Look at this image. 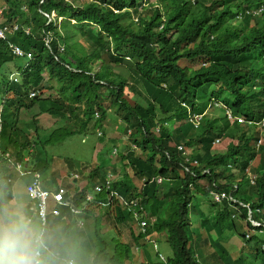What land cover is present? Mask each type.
<instances>
[{
	"label": "trees",
	"instance_id": "trees-1",
	"mask_svg": "<svg viewBox=\"0 0 264 264\" xmlns=\"http://www.w3.org/2000/svg\"><path fill=\"white\" fill-rule=\"evenodd\" d=\"M5 2L8 7L1 23H8L10 29L0 39V69L15 59L11 42L29 57L16 81L8 76L0 79V214L7 217L1 209L11 196L9 157L39 174L45 170L36 147L37 115L76 119L78 125H71L69 131L59 128L50 133L46 142H51L85 127L79 113L87 120L94 112L101 118L112 110L130 129V145L117 153L118 163L110 167L116 178L111 184L116 194L112 199L120 198L121 208L113 205L115 222L107 231L112 237L104 249L112 257L103 262L128 261L130 243L121 242L120 234L129 223L132 230L135 221L125 207L137 213L141 207L147 223L133 239L143 240L142 254L147 252L149 234L163 233L170 248L168 264H255L250 260L256 258L233 257L223 242L234 236L264 246V238H259L264 227L251 226L242 205H249L253 219L264 221V143L257 144L259 134L253 125L230 123L215 115L214 105L209 108L217 99L246 119L262 118L264 9L256 11L264 0ZM51 11L54 15L48 20L46 14ZM15 22L19 26L12 30ZM111 64L124 65L126 75L114 73ZM189 113L201 115L197 126L188 120ZM20 124L27 128L32 124L34 137ZM217 139L229 140L222 152L213 149ZM183 164L191 173L181 172ZM108 170L102 161L88 177L97 178L99 184ZM157 176L162 178L161 185L153 179ZM133 177L146 181L137 187ZM4 189L9 194H2ZM220 192L225 195L214 201L212 195ZM105 194L104 189L93 193L95 199ZM23 211L19 230L5 224L15 240L10 247L21 245L22 229L27 228L31 238L36 229L43 230L45 253L71 254L69 246L62 244L76 231L68 206L61 208L59 216L48 214L42 225L27 203ZM245 228L253 231L248 237ZM205 246L210 249L206 257ZM259 260L257 264H264V256ZM75 262L80 264V258L75 257ZM46 264H63V258L49 257Z\"/></svg>",
	"mask_w": 264,
	"mask_h": 264
},
{
	"label": "clouds",
	"instance_id": "clouds-1",
	"mask_svg": "<svg viewBox=\"0 0 264 264\" xmlns=\"http://www.w3.org/2000/svg\"><path fill=\"white\" fill-rule=\"evenodd\" d=\"M5 9H7V5H6L5 8L3 7V8L0 9V17L3 16L2 14H3V11ZM262 9H264V5H261L257 9L256 12H260ZM53 15H54V12H53L52 16ZM46 16H47L48 20H50V16L48 14H46ZM52 16H51V18H52ZM1 22L2 21L0 19V25L1 26H7V31L5 32L4 38H0V39H5L6 34L9 31L10 27L8 26V23H3L2 24ZM15 24L17 25V28H18L19 24L17 22H15L12 25V30H16L17 29V28L13 29V26ZM25 30L29 31V28L28 27H24V32H25ZM25 33H28V32H25ZM11 45H16V46L19 47L18 44L14 43V42H11L10 45H9L10 51H11ZM59 46H60L59 49L62 51L63 50L62 44L59 43ZM22 51L24 53L23 56H18V55H15L13 53L12 54L15 56V58L22 57V58L26 59L27 57H29V55L24 50H22ZM117 65H121V64H117ZM126 71H127V69L125 67L124 70H122L120 72H115V71H113V72L114 73H121L123 76H125L126 75ZM16 75H17V72L9 74L8 77L10 79H13V80L16 81V79H17ZM124 92L130 93L129 90H127V88H125ZM34 95H35V92H30V96H34ZM213 100L214 101H211L212 103H210L211 107L209 108V110H211L212 105H214L218 109V110H215V115L219 114V116L224 117V119H227L230 123L237 122V123L242 124V125H245V124L246 125H253V130L256 131L259 134V139L257 140L258 141L257 144H261L262 143V141L260 139V134L264 133L262 131V127H263V124H264V114H263L262 118L259 121L246 119L245 117H243L242 114L233 113V111L231 110V108L228 105L222 103L221 101H219L217 99H213ZM263 101H264V98H263ZM182 105H184V104H182ZM186 108H187V112H188L189 108L188 107H186ZM212 111H214V110H212ZM34 112H35V109L33 110V113ZM44 115H49L51 117L59 118V120H63V121H64V119H62L61 117H58V116H52V115H50L48 113H41V114H39V115H37L35 117V120H36L35 122H36V126H37V129H35V130H37V132H38V144L36 145V147H37V150L41 152V153H38V155H40V158L45 161V162H41V165L45 167V170L41 171V174H42V172H43L42 175H44L46 173H49V175L51 176V174H50V172H48V170L50 169V170L54 171V168H52L51 165H50L52 157L50 156L51 157L50 161H48L47 158L45 157V151H46V147L52 145L53 143H59V142H56V141L46 142V140H47V138H48L50 133L55 132L59 128H65L66 131H69L71 125L68 126V129L65 126H63V125H59L57 127H53L49 131H47V129H41L38 126V123H40L42 121V117ZM106 115H107V113H106ZM105 116L100 118V117H98V112H94L93 117L86 120V118L82 115V113H79V117L86 121L85 127L81 128L79 130V132H82L81 142H84L83 136H85L84 135L86 133L85 129L88 126L89 120H93L94 118H96V120L94 122V126L98 125V126L101 127L102 126L101 122L105 118ZM200 116L201 115H199V114L189 113L188 120L193 124V126H197L198 125V121L200 119ZM74 119H72L71 121L76 123V121ZM122 123H123V126H124L123 132L126 134L127 139H128V135L130 133V129H128V128L126 129L125 128V126H126L125 123L123 121H122ZM30 128H33V125L32 126L30 125L27 128V131ZM257 128L259 130H257ZM126 132H128V133H126ZM69 136L70 135L67 134L66 138L69 137ZM96 136H101V131L100 130H96ZM39 138L42 141L41 144H39L40 143L39 142ZM63 140H65V139L60 140V142L63 141ZM217 142H219L218 139L215 140V142L213 143L214 151L216 150L215 147H214V144L217 143ZM228 142H229V140H228ZM99 144H101V143L99 142ZM126 144H128V145L123 147V150H125L130 145L129 139H128V143H126ZM225 148H226V146H225ZM225 148L223 150L217 151V152H222V151L225 150ZM113 149H114V152L112 151ZM113 149L110 152L107 151V150L99 149V150H97V152L100 151L99 152L100 155L102 154L101 151H106V152H108V154H111V155H115V150H116V154L118 152H121V150H118L115 147ZM95 150L96 149H93V151H95ZM97 152H96V154L93 155V157L92 156L90 157L91 160L94 159L95 157L99 156V153H97ZM187 153L188 152L185 151V154H187ZM108 158H111V156H107V158H106L107 162L106 161L105 162L103 161V162H104V165L107 166V168H109V170L107 171V173H106V175L104 177V180L101 181V183L98 184L97 178L90 179L88 177L89 171L91 169H93L94 167H96V164L99 165V160H96V162H95V164L93 166L92 165L88 166L87 173H84L83 170H82V169H85L86 166L84 168L82 167V169H81L82 171H75V170L72 169L71 162L69 163V161H66L64 166L61 169H59V171H57V172L54 171V175H57V174L59 175L60 174L61 177L62 176L65 177L64 174L66 172L67 173L69 172V177H68V175H66L67 178L69 179V182L65 186L60 182V184L54 186L53 188H47V187L43 186L42 180H41L42 177H41V174H39V172L31 171L28 168H26V163H23L21 161H14L12 159L13 160V167L10 168V179H9L10 182H11V188L15 184H17V185L20 184L17 181V178L19 176H25V175L26 176L27 175L30 176L29 180L28 181L25 180V182L23 184V191H24V194L26 195V197H27L26 199L28 201L27 209L31 212V214L32 215L36 214L40 218L37 209H35V201L32 200L31 198H29L27 190H26L27 185L33 180V178L36 177L38 179V181H39V184H40L41 188H43V189L48 191L47 213L45 215V218L47 217L48 214H51L53 216H59L60 215L59 207L68 206L69 209H70V212L74 216V218H73L74 220H73L72 226H73V228H75V230H76L75 232L80 234V235L77 236V239H79L81 241V243L80 244H78L76 242L74 243V245H73V249L74 250H73V252H71V254L68 257H62L61 254H57L56 252H54V253L46 252L45 253V250H44L45 249V244L43 243V242H45L44 241V237H43V230H40L38 232H35L34 230H32L34 236L31 238V236H32L31 233L24 234L25 239L22 237L23 241H22L21 245L17 246L16 248L10 247L11 245H15V240L13 238L9 239V241L7 243V246H6V249H9V253L6 256L1 254V249L4 248V247H0V255L3 256L4 261L6 262V263H4L1 260V258H0V263L2 262L3 264H46L47 259L49 257H53L56 260H59V259L63 258V264H76L75 257L80 258V261H82V259L84 258V256H82V255H84L82 253V250H83V248L85 246H91L93 252H95L97 254H100L102 259H109L110 256L107 255L104 252V249H103V247L101 245V240H100L102 236L107 235V232L106 231L103 232V233L100 232L98 225L100 224V219H101L100 215H102L103 212H106V213L110 212L113 215L112 219L115 220V215L113 213V205L116 204V205L119 206L120 198H118L116 200L112 199V197L115 196L116 194H115V191L111 188V184L116 178L113 177L111 169L107 165L110 162ZM26 159H27V157L24 158V160H26ZM63 159L67 160V158H64V157H63ZM256 159L258 160V157H256L250 164V169L247 171V175L248 176H250L251 169L255 165V160ZM9 160H11L10 157H9ZM13 170L16 171V175L13 174ZM181 172L182 173H191L190 170H189V166L186 165V164L182 165ZM11 177H12V180H11ZM134 178L136 179V183H134ZM153 179H154V181L157 184L162 181V178L159 177V176H157V177H155ZM132 181L137 187H140L146 181V179L144 177H142L141 179H137L136 177H133ZM78 183L80 184V188H78L76 186ZM101 189H104V191L106 192L105 196L102 199H95L93 193L94 192H98ZM54 195H58L60 197L61 203H58L54 199ZM224 195H225V192L224 193L223 192L214 193L212 195L213 196V200L214 201H218ZM74 197L77 198V201H80L78 206H70V203L73 202L72 200H73ZM89 204H91V207L89 209H87L88 212L85 215H82V212L86 210L85 207L87 205H89ZM242 205H244L245 208L247 209L246 220L250 223V225L254 226V227H257V226L264 227V221H258V220H255V219L252 218V212H251V209L249 208V205L245 204V203H243ZM125 208L130 210V212L132 214V218L135 221L133 226L138 228V231L139 230H144V227L146 226L147 221L144 219V217H145L144 213L141 212L142 208L138 207V210H139L138 213L135 212L134 209H130L129 207H125ZM52 209H56L57 210V214H53L51 212ZM93 209L97 210L94 220L91 223H86V224L83 223V221H85L88 217L92 216V210ZM151 220H153V218H151ZM44 221H45V219H44ZM44 221H42L41 218H40L41 225L44 224ZM141 222H143V224H141ZM84 226H85V229H84ZM86 227L88 228V233H84L85 230H86ZM80 229H82V230H80ZM249 230L251 232H253L251 229H249ZM250 235L246 232L245 236L248 237ZM109 236L112 237L111 235H109ZM26 237H28L27 240H26ZM233 237L234 236H231L228 240L223 242L224 246L229 249V252H230V254L233 257H236L237 255L240 254L243 257H247L249 259L256 258V259L250 260V261H252L255 264L260 262L259 258L264 256V254H263L264 246L263 245L260 246V244H263V243L254 244L253 241H246V240L239 239V243L240 244L235 249H233L231 247L233 243L229 242L230 239L233 238ZM259 238L262 239V238H264V236H260ZM195 241L198 242V239L196 237H195ZM97 243H100V245H97ZM147 243L154 244V246H153L154 249L153 250L156 253V260L155 261L150 260L151 257L146 252V253H143L144 262H139L137 264H151V263L152 264H168L167 256H165L161 251L158 250V245L155 244V242H152V241H148ZM247 243H249V246H246ZM11 250L15 251V255L12 254ZM209 250L203 251V254H204L205 257L207 256ZM246 250L249 251V254H247L245 252ZM108 254H109V252H108Z\"/></svg>",
	"mask_w": 264,
	"mask_h": 264
},
{
	"label": "rangeland",
	"instance_id": "rangeland-1",
	"mask_svg": "<svg viewBox=\"0 0 264 264\" xmlns=\"http://www.w3.org/2000/svg\"><path fill=\"white\" fill-rule=\"evenodd\" d=\"M152 1L154 0H150V2ZM5 4H6L5 0H0V9L3 7L5 8L7 5ZM52 14H53V11H51V14H49L50 18ZM2 18L3 16L0 17L1 20ZM58 43L61 44L60 41ZM25 62H26L25 58L18 57V58H15L13 62L10 63V65L6 64L5 66H3L0 69V79L5 80L9 74L20 72L21 69L24 67ZM110 66L112 70L115 72H120L124 70L125 68V66L122 64L121 65L111 64ZM2 96H3V93L0 94V102L2 100ZM132 99L133 97L131 96L130 98H128L130 102L132 101ZM104 103H107V101H104ZM30 111H33V110H30ZM29 120L30 119H28V121ZM95 120L96 118H94L93 120H89L88 122V126L85 129V132H86L84 134L85 136H83L85 143L81 142L82 132L77 131L76 133L71 134L65 140L61 142L60 140H57L56 142H59V143H53L52 145L46 147L45 157L47 158L48 161H50V158L52 157L50 165L52 168H54V171L56 172L59 171V169H61L64 166L66 161H69V163L71 162V166L73 170L75 171L83 170L84 173H87L88 166L89 165L93 166L96 160H99V164L101 165V162L102 161L105 162V159L107 158V156H111V158H108L110 161L107 164L108 167H111L113 162L118 163V154H116V150H115V155L108 154V152L106 151H101L102 154L100 155L99 153L100 151L97 152V150L101 149V150H107L110 152L115 147L118 150H121V152L124 151L123 147L128 145L126 144L128 143V139H127L126 134L123 132L124 126H123L122 121L117 118L116 114H112V110H108L107 115L101 122V125H102L101 127L98 125L94 126ZM30 125L32 126V124ZM59 125H63L68 129V126L70 125L77 126L78 124L73 123L71 120H64V121L59 120V118L51 117L49 115H44L42 117V121L38 123V126L41 129H47V131ZM20 126L24 127V130L28 132V135H30V137H34L33 128H30L27 131L28 125L25 126V125L20 124ZM96 130L101 131V136H96ZM257 130L259 129L257 128ZM260 139L262 143H264V133L260 134ZM98 141L101 144H99ZM227 143H228L227 139L220 140L219 142L215 143L214 144V147L216 149L215 152L223 150ZM93 149H96V150L93 151ZM112 151L114 152V149ZM96 152L99 153V156L91 160L90 157L91 156L93 157V155L96 154ZM63 157L67 158V160H64ZM256 162H257V159L255 160V163ZM8 163H9L10 168H12L13 167L12 158L11 160L8 161ZM85 166L86 168L82 169V167L84 168ZM13 174L16 175L15 170H13ZM27 177L28 176L26 175L19 176L17 178L18 183L23 184ZM11 180H12V177H11ZM60 182L65 186L69 182V179L67 178V176H65L61 178ZM134 183H136L135 178H134ZM158 184L161 185V182H159ZM20 190L23 193L22 186H20ZM2 194H9V193L5 192V189H4ZM19 197L21 196H18L15 190V187H12L11 196L9 199H7V201L6 199L4 200L5 202L3 204V208L1 209V213L2 214L5 213V215L7 216L5 217L4 215L0 214V241L2 243V247H4L1 249V254H3L4 256H6L9 253V249H6V246H7L9 239L12 238L9 235V232L7 231V227L5 224L12 225L13 223H18L17 220L19 219L21 221L24 220L23 219L24 218L23 209L26 204L23 203ZM96 212L97 210L93 209L92 216L88 217L85 221H83V223L85 224L91 223L95 218ZM112 216L113 215L110 212L109 213L103 212L102 215H100L101 219H100V224L98 225L100 232L103 233L105 231L106 232L111 231L110 229L113 226V223L115 222V220L112 219ZM200 216H201L200 214H196V218L198 217L200 218ZM130 224L131 223L122 227L121 234H120V241L121 242L123 241V243L124 242L130 243L131 255L128 257L129 261H125V263L126 264H137L139 262H144V257H143L142 250H141L143 240L136 241L133 239L136 233L138 232V228L134 227L132 224V230H130ZM84 229H85V226H84ZM244 230L249 235L253 233L247 228H245ZM27 238L28 237H26V240ZM109 239H110V236L108 234L101 237L100 240H101V245L103 249H105L106 243L109 241ZM148 239H149L148 241L155 242V244L158 245V250L161 251L165 256L170 255V248L166 241L165 234L152 233L149 235ZM229 242L233 243L231 246L233 249H235L240 244L239 239L236 237L231 238ZM97 245H100V243H97ZM153 246L154 244L146 243L145 250L147 251V254L151 257L150 260L155 261L156 253L153 250L154 249ZM246 246H249V243H247ZM204 250L207 251V246L204 247ZM245 252L249 254V251L246 250ZM82 253L84 254L82 255L84 256V258L82 259L81 264H107L103 262V259L100 256V254L93 252L91 246H85L82 250ZM109 254H111V251H109ZM101 259H102V262L100 263ZM122 261L124 262V260Z\"/></svg>",
	"mask_w": 264,
	"mask_h": 264
},
{
	"label": "built area",
	"instance_id": "built-area-1",
	"mask_svg": "<svg viewBox=\"0 0 264 264\" xmlns=\"http://www.w3.org/2000/svg\"><path fill=\"white\" fill-rule=\"evenodd\" d=\"M17 25L13 26V29H16ZM7 31V26L0 25V38H4L5 32ZM25 32H28L25 30ZM11 51L13 54L18 56H23V51L16 45H11ZM27 193L29 198L35 201V209H37L38 214L42 221L45 219V215L47 213V198H48V191L41 188L38 179L35 177L33 180L27 185L26 187ZM54 199L61 203L60 197L58 195H54ZM51 212L53 214H57L56 209H52ZM143 224V222H141Z\"/></svg>",
	"mask_w": 264,
	"mask_h": 264
},
{
	"label": "crops",
	"instance_id": "crops-1",
	"mask_svg": "<svg viewBox=\"0 0 264 264\" xmlns=\"http://www.w3.org/2000/svg\"><path fill=\"white\" fill-rule=\"evenodd\" d=\"M48 172H50V174H51V176L49 175V173H46V174H44V175H41V177H42V184H43V186L44 187H47V188H53L54 186H56V185H58V184H60V179L63 177H61L60 176V174L58 175H54V171H52V170H48ZM66 175H68V177H69V172L67 173H65L64 174V176H66ZM28 176V175H27ZM29 178H30V176H28L27 178H26V181H28L29 180ZM24 184V183H23ZM23 184H19V185H17V184H15L13 187H15V190H16V193L18 194V196H21V197H19L20 198V200L23 202V203H28V201H27V197H26V195L24 194V191H23V193H22V191L20 190V186H22V188H23ZM78 188H80V184L78 183L77 185H76ZM73 202H77V198L76 197H74L73 198V200H72ZM61 208L62 207H59V209L61 210ZM70 216V215H69ZM21 220L19 219V220H17V222L19 223ZM18 223H13L12 225H13V228L14 229H17V230H19V227L17 226L18 225ZM33 224V227H34V229H35V222H33L32 223ZM32 226V225H31ZM35 231H36V229H35ZM21 233V232H20ZM28 233V229L27 228H25V229H22V234H27ZM74 233V235H72L71 237H68V238H65V239H63V245H68L69 246V251H71V252H73V245H74V243L76 242V243H78V244H80L81 243V241L79 240V239H77V236L78 235H80L79 233H77V232H73ZM84 233H88V228L86 227V230H85V232Z\"/></svg>",
	"mask_w": 264,
	"mask_h": 264
}]
</instances>
